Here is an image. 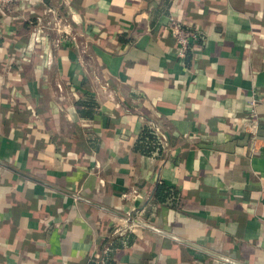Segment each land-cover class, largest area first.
<instances>
[{"label":"crops","instance_id":"obj_1","mask_svg":"<svg viewBox=\"0 0 264 264\" xmlns=\"http://www.w3.org/2000/svg\"><path fill=\"white\" fill-rule=\"evenodd\" d=\"M161 4L1 8L0 264H264V0ZM169 17L199 36L185 58Z\"/></svg>","mask_w":264,"mask_h":264},{"label":"built area","instance_id":"obj_2","mask_svg":"<svg viewBox=\"0 0 264 264\" xmlns=\"http://www.w3.org/2000/svg\"><path fill=\"white\" fill-rule=\"evenodd\" d=\"M21 0H0V10L1 8L9 9V7L13 6L15 3L19 2ZM167 28L169 31V34L171 38L176 43V53L180 58H185L188 54V52L195 47V44L197 40L199 39V36L188 29L183 28L178 20L174 17H169L167 22ZM257 105L256 100L253 98L248 101V111L250 116L252 117V120L255 121L256 119V111L255 106ZM149 131L151 132L154 140L151 143L154 150L152 153H155L159 150L165 149L164 145V136L161 133L160 129L155 124H149ZM131 218H126V221H132ZM125 226H129L127 222H124Z\"/></svg>","mask_w":264,"mask_h":264},{"label":"trees","instance_id":"obj_3","mask_svg":"<svg viewBox=\"0 0 264 264\" xmlns=\"http://www.w3.org/2000/svg\"><path fill=\"white\" fill-rule=\"evenodd\" d=\"M172 0H161V8H167ZM183 27V26H182ZM184 28V27H183ZM120 40L121 37L119 38ZM87 101H79L76 103V107L78 111L80 112L81 116L83 117H92L93 113L95 112L96 108H98L97 104L93 101L91 97H87ZM154 138L149 131L148 128H145L140 135L139 139H137L135 145V150L139 151L140 153H143L145 155H149L153 150V146L151 143L153 142ZM179 201V194L172 190L169 187H166L164 184H158L155 188V191L152 196L151 203L152 204H159V205H166L171 208H177V204ZM134 234H129V238L133 239ZM107 264H116L115 261L112 259H109L106 261ZM87 264H94L93 261L87 263Z\"/></svg>","mask_w":264,"mask_h":264},{"label":"water","instance_id":"obj_4","mask_svg":"<svg viewBox=\"0 0 264 264\" xmlns=\"http://www.w3.org/2000/svg\"><path fill=\"white\" fill-rule=\"evenodd\" d=\"M141 225H142V224H141ZM164 235H165V233H164ZM172 238H174V237H172ZM174 239H176V238H174ZM176 240H177V239H176ZM178 241H180V242H182V243H185V244H188V245H190V246H193V247L197 248L196 246H194V245H192V244H189V243H187V242H184V241H181V240H178ZM206 252H207L209 255H211V256H213V257L219 259L220 261L236 264V263H234L232 260H229L228 258H225V257H223V256H220V255H218V254H216V253L209 252V251H206Z\"/></svg>","mask_w":264,"mask_h":264}]
</instances>
